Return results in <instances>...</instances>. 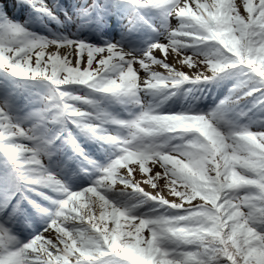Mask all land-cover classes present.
<instances>
[{"label":"snow or ice","instance_id":"1","mask_svg":"<svg viewBox=\"0 0 264 264\" xmlns=\"http://www.w3.org/2000/svg\"><path fill=\"white\" fill-rule=\"evenodd\" d=\"M20 2L58 27L0 4V264H264V0ZM112 8L120 40L80 34ZM212 81L207 111H159ZM65 149L87 186L61 179Z\"/></svg>","mask_w":264,"mask_h":264},{"label":"rangeland","instance_id":"2","mask_svg":"<svg viewBox=\"0 0 264 264\" xmlns=\"http://www.w3.org/2000/svg\"><path fill=\"white\" fill-rule=\"evenodd\" d=\"M84 0H60L61 5L65 10H68L70 14H73L74 7L79 6ZM101 4L105 3V0H99ZM108 4L111 5L115 3V0H107ZM0 4L5 6V10L8 12L9 16H13V12L16 15L13 17L19 19L20 21L29 20L32 17V22L30 27L33 31L40 32L41 34H47L49 31L57 30V25L54 22L49 21L47 18L43 20L36 19L32 15V10L27 4H22L20 0H0ZM15 4L16 7L13 9L11 5ZM61 18H63V12L58 13ZM119 16V18H117ZM127 23V18L120 14L119 10L112 8L110 15L107 17L108 26L103 30L102 33H97L92 30H84L80 34L87 39L91 40L93 43H103L104 40H120L122 37L123 25ZM175 24V20L172 21ZM120 24V25H119ZM69 29L72 26H67ZM116 28V29H115ZM62 30V29H61ZM75 30V29H73ZM115 30V31H114ZM113 31V32H112ZM106 35H112L111 38L106 37ZM183 71H188L187 68L181 69ZM228 85L227 81H212L207 84L196 85L193 88V93L191 95L184 94L183 92L178 93L176 96L167 100L160 105L159 111L161 112H180L184 109L191 108L193 111H207L209 108L213 107L214 104L226 93ZM187 87H193L188 85ZM86 89H81V93L86 92ZM198 97L199 99H194ZM146 101H151L152 98L145 97ZM105 106L112 112L118 113L120 115H125L124 108L116 103H105ZM132 111H138V109L132 107ZM78 140L80 141L82 147L86 152L97 160L102 162L107 158V146L101 148V145L95 141L88 140L83 135H78ZM71 156V150L65 149L64 154L56 158V162L61 165L60 176L61 179L70 186L72 190H76L81 187L87 186L92 181L91 175H84L79 172V166L76 160H69L68 157ZM46 162V160H45ZM139 175L137 179H139ZM168 199L177 200L176 197L167 194V190L164 193Z\"/></svg>","mask_w":264,"mask_h":264},{"label":"bare ground","instance_id":"3","mask_svg":"<svg viewBox=\"0 0 264 264\" xmlns=\"http://www.w3.org/2000/svg\"><path fill=\"white\" fill-rule=\"evenodd\" d=\"M157 55H159V54H157ZM170 62H172L171 61V58H170ZM188 70V69H187ZM189 71V70H188ZM145 188H146V190H149V191H151V189L150 188H148L147 186H144Z\"/></svg>","mask_w":264,"mask_h":264}]
</instances>
